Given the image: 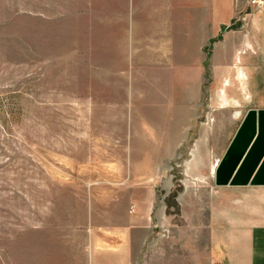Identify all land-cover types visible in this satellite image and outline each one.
<instances>
[{"label":"rangeland","instance_id":"374dc122","mask_svg":"<svg viewBox=\"0 0 264 264\" xmlns=\"http://www.w3.org/2000/svg\"><path fill=\"white\" fill-rule=\"evenodd\" d=\"M132 7L133 0H0V264H88L107 199L167 177L172 184L159 195L178 215L180 194L213 184L245 119L237 110L243 85L208 73L197 99L195 74L140 76L170 73L143 62L128 68L132 54L116 47L133 42ZM189 51L195 58L196 42ZM182 81L189 93L172 92ZM185 102L194 111L172 121L188 123L190 139L208 140L185 142L168 163L145 156L156 143L137 135L166 108L180 115Z\"/></svg>","mask_w":264,"mask_h":264},{"label":"crops","instance_id":"0c3cea01","mask_svg":"<svg viewBox=\"0 0 264 264\" xmlns=\"http://www.w3.org/2000/svg\"><path fill=\"white\" fill-rule=\"evenodd\" d=\"M259 1L256 7L248 0H133L128 13L133 42L126 40L123 50L118 44L116 53L132 54L128 68H139L143 62L157 72L162 67L170 72L140 76L195 74L197 99L208 73L216 79H240L245 105L237 110L245 111V116L264 110V0ZM145 39L150 40L145 43ZM195 42L194 58L189 45ZM174 88L172 92L189 93L188 82ZM184 106L180 115L177 108L164 109L163 119L148 123L147 133L137 135L140 141L156 143L145 156L168 163L185 142L208 140L204 135L190 139L188 123L172 121L194 111L190 103ZM239 131L212 171L213 184L187 189L176 198L178 215L168 213L159 195L172 184L167 177L160 183L155 177L146 192L136 189L125 197L107 199L103 222L91 230L88 264H146L147 257L148 264H264V186L227 182L256 134L239 135ZM159 167L155 174L166 168ZM177 216L179 221L174 220Z\"/></svg>","mask_w":264,"mask_h":264},{"label":"water","instance_id":"95a60500","mask_svg":"<svg viewBox=\"0 0 264 264\" xmlns=\"http://www.w3.org/2000/svg\"><path fill=\"white\" fill-rule=\"evenodd\" d=\"M255 132V137L227 182L231 186H264V110L250 111L239 131Z\"/></svg>","mask_w":264,"mask_h":264},{"label":"built area","instance_id":"2783aa9c","mask_svg":"<svg viewBox=\"0 0 264 264\" xmlns=\"http://www.w3.org/2000/svg\"><path fill=\"white\" fill-rule=\"evenodd\" d=\"M252 3H253V4H256V3H257V0H253Z\"/></svg>","mask_w":264,"mask_h":264},{"label":"bare ground","instance_id":"6f19581e","mask_svg":"<svg viewBox=\"0 0 264 264\" xmlns=\"http://www.w3.org/2000/svg\"><path fill=\"white\" fill-rule=\"evenodd\" d=\"M234 166H235V165H234ZM229 170H230V169H229ZM230 171H231V170H230ZM230 171H229V172H230Z\"/></svg>","mask_w":264,"mask_h":264}]
</instances>
